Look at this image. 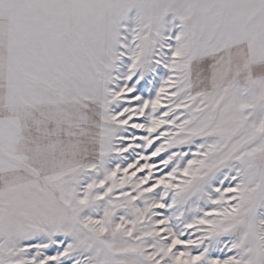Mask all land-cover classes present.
<instances>
[{
    "label": "snow or ice",
    "instance_id": "snow-or-ice-1",
    "mask_svg": "<svg viewBox=\"0 0 264 264\" xmlns=\"http://www.w3.org/2000/svg\"><path fill=\"white\" fill-rule=\"evenodd\" d=\"M0 264H264V0H0Z\"/></svg>",
    "mask_w": 264,
    "mask_h": 264
}]
</instances>
